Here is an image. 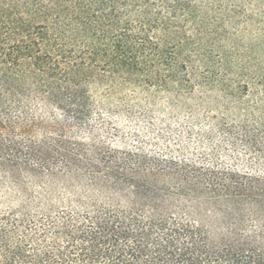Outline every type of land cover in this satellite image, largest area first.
<instances>
[{
	"label": "trees",
	"instance_id": "1",
	"mask_svg": "<svg viewBox=\"0 0 264 264\" xmlns=\"http://www.w3.org/2000/svg\"><path fill=\"white\" fill-rule=\"evenodd\" d=\"M0 264H264V0H0Z\"/></svg>",
	"mask_w": 264,
	"mask_h": 264
},
{
	"label": "rangeland",
	"instance_id": "2",
	"mask_svg": "<svg viewBox=\"0 0 264 264\" xmlns=\"http://www.w3.org/2000/svg\"><path fill=\"white\" fill-rule=\"evenodd\" d=\"M157 114H158L157 116H161V113L158 112ZM162 116H163V115H162ZM106 118H107V120H110V118H108V116H106ZM137 123H138V125H139V130L141 131V135L143 136L141 141H142V143H143V142H146V141H145V137H144V133H143V132H144V128H146V123L143 122V121H138ZM121 124H122V123H121ZM169 124L171 125V128H172V129H174V128L177 127V125L175 124L174 121L169 122ZM169 124H168V125H169ZM92 128H93V130L95 131V133H96L97 135H100V136H107L109 139L112 140V142H115V141L119 140V136H121V135H124L123 138L126 139L127 142H131V140H132V138H131V134L129 133L128 130H125L123 133L120 132V134L117 135V133H115L116 130H115L114 128H112L110 131H107L106 129H103V128L100 126V123L97 122V121H94V122L92 123ZM159 128H160V124H157V125L155 126V129L157 130V129H159ZM113 140H114V141H113ZM221 159L224 161V163H226V164H230V165H233V166H235V165H237V164H241V165L246 164V160H245L243 157H239V156H236V157H233V158H229V157H227V156H222Z\"/></svg>",
	"mask_w": 264,
	"mask_h": 264
}]
</instances>
